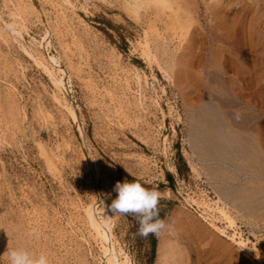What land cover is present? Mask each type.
<instances>
[{
  "label": "rangeland",
  "instance_id": "obj_1",
  "mask_svg": "<svg viewBox=\"0 0 264 264\" xmlns=\"http://www.w3.org/2000/svg\"><path fill=\"white\" fill-rule=\"evenodd\" d=\"M136 1L0 0V264L18 248L49 264H106L86 216L94 203L119 261H264V208L248 215L223 193L264 190V0ZM241 127L255 134V171L199 154L205 131L226 141ZM125 180L161 194L160 236L142 238L136 217L109 211Z\"/></svg>",
  "mask_w": 264,
  "mask_h": 264
},
{
  "label": "bare ground",
  "instance_id": "obj_2",
  "mask_svg": "<svg viewBox=\"0 0 264 264\" xmlns=\"http://www.w3.org/2000/svg\"><path fill=\"white\" fill-rule=\"evenodd\" d=\"M134 1L137 2L136 0H134ZM49 44H50L49 37L45 36L42 43L40 44L41 47L44 49V51L46 50L45 51V59H46L47 63H49L53 68L54 67L57 68V70L63 75L65 73V71L59 65L58 60L53 55H50L47 52L48 51L47 48H48ZM40 58H42V57H40ZM35 60H36V62H38L44 66V69L48 72V74H50V76L53 79V83L56 86H58L59 88L62 87V88L67 90V83L65 82L64 77H62V76L55 77L53 75L54 73H52V70H50L47 67V65L42 63L43 61H40L41 59L39 60V58H38ZM61 105H63V104H61ZM64 106L66 107V109L70 113L71 117L75 121L76 120V109H75V107L72 105L69 106V105H65V104H64ZM232 108H231V110H232ZM205 111L209 114L211 113L212 115L216 114V110L212 106H209V105L205 108ZM243 125H244V123H243ZM242 129L243 130L241 131L242 132L241 135L238 136V135H236L237 134L236 133L235 136H233V134H232V135H230V137L226 138V141L220 140L221 136L217 131H214V132L210 131V130L205 131V133H203V136L205 137V139H204L205 145H204V147L202 146L203 150L201 149L202 151L199 154H201L203 157H209L211 154L212 155L214 154L212 152H216L217 154H220L222 156H226L230 161H232L235 164L238 163V161L242 162L244 164V167L247 168V169H245L247 171H250V172L255 171L256 170V164H254V161L255 160L257 161L256 158L259 159V156H261V153H260V150L258 149L257 144L251 138V137H254L255 134H253L251 131H249L251 129H249L247 127H245V128L243 127ZM198 130H197V128L196 129L194 128L195 134L197 136H201L202 134L200 133V131L198 132ZM245 131H247V132H245ZM79 135L81 136L80 132H79ZM213 135H215V138L212 137ZM201 141H203V140H201ZM81 145H82V148L84 151V156H85L86 162L88 165H91L92 162H89V154L85 150V147L83 145V141L81 142ZM216 157H218V156H216ZM226 157H224V158H226ZM232 166H234V165H232ZM221 170L222 169H220V171ZM223 174H224V172H223ZM214 175H215V173H214ZM219 175H220V173H219ZM217 178H218V176H217ZM222 179H223V176H222ZM222 179H220V180H222ZM259 189H261V188H259ZM223 193H224L225 197H228L229 199L233 200L237 204V206H239L248 215L259 216L260 215L259 205H262V207L264 208V200H260V198L264 195V190L260 192V191L254 190V189H248L246 187H226L223 189ZM221 212L227 219H230V217H228L227 213H225L224 211H221ZM86 216H87V220H88L89 225L92 227L91 229L94 230V233L96 234V236L104 243L102 245V250H103V253H104L105 258H106V264H130L127 256H125V259H123L122 261H119L118 257L116 256V250H115L114 242L111 241V226L109 223V216L107 214H104L103 210L100 209L96 203H94L88 207V209L86 210ZM221 233L224 234L223 230H221ZM239 243L243 244V247H244L243 251H244L245 255L248 256V254L251 253L250 248L243 241H240ZM164 254H165L164 250L161 252L159 249V255L164 256ZM258 262H259V264H264V261L263 262L258 261Z\"/></svg>",
  "mask_w": 264,
  "mask_h": 264
},
{
  "label": "clouds",
  "instance_id": "obj_3",
  "mask_svg": "<svg viewBox=\"0 0 264 264\" xmlns=\"http://www.w3.org/2000/svg\"><path fill=\"white\" fill-rule=\"evenodd\" d=\"M127 171V170H126ZM130 175V173H129ZM115 198L108 206L114 215H131L137 218L139 227L137 235L142 238L160 236L167 228L164 219L160 217L159 202L161 194L150 190L136 181L117 182L113 188ZM28 236L38 238L35 230H30ZM9 264H49V258L44 253H31L26 249H8Z\"/></svg>",
  "mask_w": 264,
  "mask_h": 264
}]
</instances>
